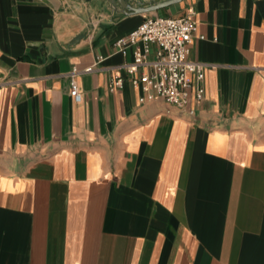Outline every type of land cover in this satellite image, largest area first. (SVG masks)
Masks as SVG:
<instances>
[{
  "label": "crops",
  "instance_id": "1",
  "mask_svg": "<svg viewBox=\"0 0 264 264\" xmlns=\"http://www.w3.org/2000/svg\"><path fill=\"white\" fill-rule=\"evenodd\" d=\"M183 16L203 99L140 103L114 42ZM0 264H264V0H0Z\"/></svg>",
  "mask_w": 264,
  "mask_h": 264
},
{
  "label": "built area",
  "instance_id": "2",
  "mask_svg": "<svg viewBox=\"0 0 264 264\" xmlns=\"http://www.w3.org/2000/svg\"><path fill=\"white\" fill-rule=\"evenodd\" d=\"M196 28V22L190 16L149 17L114 42V49L124 56L133 47L132 61L123 64L122 68L132 87L141 92L140 103L160 98L172 106L185 108L191 90L195 103L203 99L205 68L188 59ZM100 60L98 57V62ZM97 63L69 72V95L74 102L82 101L77 76L94 71ZM189 75L193 76V81L188 79ZM122 86L123 77L114 75L108 89L112 92Z\"/></svg>",
  "mask_w": 264,
  "mask_h": 264
},
{
  "label": "water",
  "instance_id": "3",
  "mask_svg": "<svg viewBox=\"0 0 264 264\" xmlns=\"http://www.w3.org/2000/svg\"><path fill=\"white\" fill-rule=\"evenodd\" d=\"M115 9H119L125 15L149 13L180 3L184 0H163L160 2H152L146 6H134V0H105Z\"/></svg>",
  "mask_w": 264,
  "mask_h": 264
}]
</instances>
